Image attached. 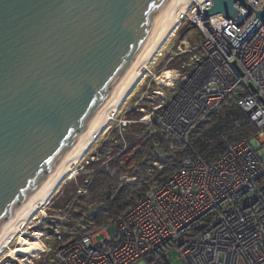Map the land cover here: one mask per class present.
Instances as JSON below:
<instances>
[{"label":"built area","instance_id":"built-area-1","mask_svg":"<svg viewBox=\"0 0 264 264\" xmlns=\"http://www.w3.org/2000/svg\"><path fill=\"white\" fill-rule=\"evenodd\" d=\"M245 2L236 4L234 19L205 17L203 9L213 6V0L192 5L186 20L197 26L201 40L178 47L177 55H190L175 71L185 88L163 105L157 123L188 143L213 111L236 105L249 114L257 132L237 143L224 138L213 163L188 154L169 180L151 184L114 222L60 249L46 247L31 259H45L44 264H170L175 252L183 264H264V161L257 152L264 148V18L238 48L232 44L264 0ZM154 113L140 122H151ZM53 225V232L44 231L42 237L50 240L55 233V243L63 244L66 234ZM201 225L206 227L198 230Z\"/></svg>","mask_w":264,"mask_h":264},{"label":"water","instance_id":"water-1","mask_svg":"<svg viewBox=\"0 0 264 264\" xmlns=\"http://www.w3.org/2000/svg\"><path fill=\"white\" fill-rule=\"evenodd\" d=\"M245 1L213 0L203 11L234 19ZM172 2L0 0V231L87 128ZM263 18L264 7L235 48Z\"/></svg>","mask_w":264,"mask_h":264},{"label":"trees","instance_id":"trees-1","mask_svg":"<svg viewBox=\"0 0 264 264\" xmlns=\"http://www.w3.org/2000/svg\"><path fill=\"white\" fill-rule=\"evenodd\" d=\"M185 37L194 45L201 40L197 28L190 23L179 40ZM189 57V54L177 55L169 62L168 69H181ZM161 112H155L149 123L139 121L144 117L141 111L125 115L131 122L123 127L127 132L120 133V128L114 124L101 143L99 160L90 164V172L79 174L65 184L54 205L55 210L66 215L65 220L56 218L55 223L70 229V233L65 235L63 244L54 243L53 249L81 240L87 233L114 222L142 199L151 184L169 180L188 154L202 156L213 163L219 157L224 138L237 143L249 139L258 130L249 114L239 106L222 105L198 125L188 143H184L157 123ZM124 176L137 181L128 183L121 180ZM80 189L86 193H79ZM51 256L55 257V253ZM35 264L42 262L36 260Z\"/></svg>","mask_w":264,"mask_h":264},{"label":"bare ground","instance_id":"bare-ground-1","mask_svg":"<svg viewBox=\"0 0 264 264\" xmlns=\"http://www.w3.org/2000/svg\"><path fill=\"white\" fill-rule=\"evenodd\" d=\"M198 1L199 0H173L161 24L156 28L146 46L142 47L143 50L133 59L130 66L112 90L111 94L96 112L87 128L80 134L68 152L48 174L31 197L23 203L21 208L1 229L0 256L8 250V256L16 261L19 260L18 256L25 255L30 258H35L38 252L44 251V243L41 239L43 235L40 232L34 233V242L19 237V246L14 249H11L10 246L12 242L23 233L25 227L33 217L46 207L64 180L73 178L78 164L86 157L89 149L100 135L115 121L116 113L120 110V107L144 77L149 66L160 54L165 43L174 35L180 24L184 22L190 6ZM28 260L29 258L20 260V262L25 263Z\"/></svg>","mask_w":264,"mask_h":264},{"label":"rangeland","instance_id":"rangeland-1","mask_svg":"<svg viewBox=\"0 0 264 264\" xmlns=\"http://www.w3.org/2000/svg\"><path fill=\"white\" fill-rule=\"evenodd\" d=\"M193 5V4H192ZM192 5L190 6L188 12L190 11ZM187 12V14H188ZM193 24L196 28L197 26L193 22H189L186 19L183 23L180 24L178 29L175 31L174 35L165 43L160 54L156 57V59L152 62L149 66L148 71L145 73L144 77L141 79L139 84L134 88L130 96L124 102V104L120 107V110L116 113L115 120L118 121H126L125 115L131 113L132 111L142 112L144 117L142 118L143 121H148V118L153 112H157L162 110L163 105L170 104L174 98L180 93V91H184L185 85H182V82H178V75L175 72L176 70L168 69L169 62L171 59L177 56L178 47L184 44V41L190 42L189 38L185 37L184 39L179 40V35L182 31L186 28L188 24ZM198 31V29H197ZM198 35L199 32H198ZM191 43V42H190ZM163 75V76H162ZM165 76H169V79H166ZM174 76V77H173ZM172 78V79H171ZM175 78V79H173ZM162 82V83H161ZM169 82V83H167ZM168 84V85H167ZM156 108V110H155ZM160 115V114H159ZM152 118V117H151ZM141 121V119L139 120ZM131 123V122H130ZM129 123V124H130ZM149 123V122H145ZM117 124L120 128V133L125 134L127 131L124 130V126L119 124L118 122H112L110 126L100 135V137L95 141L93 146L89 149L86 157L78 164L76 167V172L73 178H67L61 184L53 198L48 202L46 207L42 209L41 212L37 213L33 219L29 222V224L25 227L23 233H21L11 244L10 248L14 249L19 246L18 239L19 237H23L27 241L34 242L35 232H44V231H52L54 227L53 224L55 223L56 218L62 217L61 220H65V214L59 213L57 210L54 209V205L58 200V196L60 192L62 193L63 187L65 184L71 180H74L79 174H87L90 172L89 166L92 162H97L99 160V149L101 146L102 141L106 138V133L110 132V128ZM259 157L264 161V148L257 150ZM105 166L108 167V162H105ZM59 214V215H58ZM37 227L39 229L37 230ZM55 228V227H54ZM59 232L61 234H69L70 229L59 225ZM114 230L110 231V234H113ZM47 237V235H45ZM45 237H41L44 243V250L49 248L55 243L57 240V235L55 233L49 237L50 240H46ZM45 241V242H44ZM56 244V243H55ZM41 252H38L37 255H40ZM9 251L6 250L4 254L0 256V264H30L31 261L35 259H31L29 256H18L17 261L13 260L8 256ZM45 256V253L42 254ZM176 253H170V264H183L180 260H175ZM53 257V256H52ZM29 258V262L21 263L20 260H25ZM54 258V257H53ZM44 260L42 259L41 262L44 264ZM36 262V260H35Z\"/></svg>","mask_w":264,"mask_h":264}]
</instances>
